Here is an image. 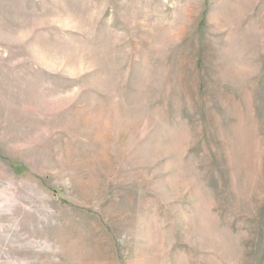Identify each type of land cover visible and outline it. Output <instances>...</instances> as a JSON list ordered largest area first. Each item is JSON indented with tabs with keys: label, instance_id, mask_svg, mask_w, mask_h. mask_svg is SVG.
<instances>
[{
	"label": "rangeland",
	"instance_id": "obj_1",
	"mask_svg": "<svg viewBox=\"0 0 264 264\" xmlns=\"http://www.w3.org/2000/svg\"><path fill=\"white\" fill-rule=\"evenodd\" d=\"M0 264H264V0H0Z\"/></svg>",
	"mask_w": 264,
	"mask_h": 264
}]
</instances>
